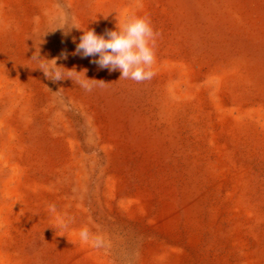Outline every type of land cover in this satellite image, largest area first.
Segmentation results:
<instances>
[{"label":"rangeland","instance_id":"obj_1","mask_svg":"<svg viewBox=\"0 0 264 264\" xmlns=\"http://www.w3.org/2000/svg\"><path fill=\"white\" fill-rule=\"evenodd\" d=\"M128 16L140 83L74 55ZM0 264H264V0H0Z\"/></svg>","mask_w":264,"mask_h":264},{"label":"clouds","instance_id":"obj_2","mask_svg":"<svg viewBox=\"0 0 264 264\" xmlns=\"http://www.w3.org/2000/svg\"><path fill=\"white\" fill-rule=\"evenodd\" d=\"M72 28L82 30L75 26ZM82 32L74 55L80 54L84 58L98 56V59L92 62L102 70L119 71L120 80L140 83L151 80L155 75L152 68L159 33L154 30L147 18L128 16L122 23L118 20L116 30H106L103 35H97L94 29L82 30ZM31 59L38 62V69L42 70L48 79L52 81L71 79L84 91H92V81L96 80L87 78L86 72H78L75 69L67 70L58 66L56 60H47L42 58L40 53L37 55L36 52ZM82 73L83 76H81ZM79 238L82 242H91L96 248L103 246L102 239L99 237L93 239L86 227L79 231Z\"/></svg>","mask_w":264,"mask_h":264}]
</instances>
